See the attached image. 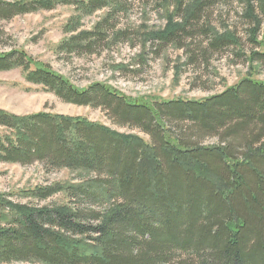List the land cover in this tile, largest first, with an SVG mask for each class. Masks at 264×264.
I'll use <instances>...</instances> for the list:
<instances>
[{
  "label": "trees",
  "instance_id": "obj_1",
  "mask_svg": "<svg viewBox=\"0 0 264 264\" xmlns=\"http://www.w3.org/2000/svg\"><path fill=\"white\" fill-rule=\"evenodd\" d=\"M77 1L83 12L92 13L106 6L118 10L124 0ZM244 1L251 6L253 0ZM55 2L0 0V16L52 8ZM163 2L170 5V0ZM174 2L176 13L183 12L181 21L170 15L168 26L150 38L167 40L185 31L205 4L192 0L184 7L182 0ZM250 6L246 16L253 18ZM77 22L68 24L70 32L76 31ZM101 24L95 31H80L75 42L63 47L79 46L89 34H104ZM214 34L215 40L240 43L233 32ZM251 41L264 45L253 35ZM247 57L253 64L264 63V48ZM19 65L26 66L28 80L49 86L68 101L109 106L120 124L139 127L153 143L84 118L45 112L20 116L0 109V125L12 129L10 135H0V159L49 160L56 166L106 174L33 192L50 196L63 189L70 201L62 205L37 207L0 195V263L35 259L46 264H160L168 262L166 254L176 248L193 251L201 259L198 264H264V144L250 147V154L232 164L231 159L238 158L232 157L231 145L189 146L182 133L166 127L173 119L190 122L195 134L225 129L226 136L241 140L249 138L257 124L262 134L264 81L248 76L203 100L149 102L101 83L78 88L47 64L34 63L25 51L0 53V69ZM30 65L35 68L29 70ZM209 158L230 172L231 179L217 174ZM163 162H168L169 171H163ZM97 204L106 206L99 211Z\"/></svg>",
  "mask_w": 264,
  "mask_h": 264
},
{
  "label": "rangeland",
  "instance_id": "obj_2",
  "mask_svg": "<svg viewBox=\"0 0 264 264\" xmlns=\"http://www.w3.org/2000/svg\"><path fill=\"white\" fill-rule=\"evenodd\" d=\"M55 1L58 2L52 8L11 14L9 18L0 16V53L25 51L34 63L47 64L71 85L90 88L101 83L139 101L203 100L222 93L248 76L264 81V63L253 64L247 57L253 50L264 48L251 41V35L259 41L264 40V0H253L251 6L244 0H205L199 15L188 23L186 30L167 40L150 38V34L166 28L170 15L174 16L171 20L181 21L183 12L176 13L175 0H170V5L163 0H124L118 10L106 6L92 13L83 12L77 0ZM182 1L184 7L192 2ZM247 5L252 8L253 18L246 16ZM73 20H78L77 29L70 32L68 24ZM100 23L99 30L104 34H89L79 40V46L63 47L66 42H75L74 35L80 31H95ZM226 31L233 32L240 43L215 40V32ZM34 65H30L29 70L34 69ZM27 72L25 65L0 69V109L20 116L45 112L84 118L153 143L151 136L139 127L120 124L109 106L68 101L49 86L28 80ZM192 126L190 122L169 119L166 127H171L174 133H182L189 146L231 145L232 157L238 158L231 159L232 164L243 159L250 147L256 149L264 144V131L260 134L259 130L261 125L255 124L249 138L241 140L226 136L225 129L195 134ZM11 133V128L0 125V135ZM71 135L74 138L75 135ZM208 163L217 174L231 179V173L221 169L217 160L209 158ZM163 171H169L168 162H163ZM243 171L246 175L245 168ZM94 175L104 177L106 174L56 166L49 160L31 159L22 163L0 159V195L14 203L37 207L62 205L70 201L63 189L50 196L34 193L40 187L56 189ZM192 197L193 193L189 195L191 202L194 201ZM105 206L97 204L94 207L102 211ZM166 255L170 256L169 261L160 264H198L201 260L193 251L176 248ZM0 264L46 263L29 259Z\"/></svg>",
  "mask_w": 264,
  "mask_h": 264
}]
</instances>
